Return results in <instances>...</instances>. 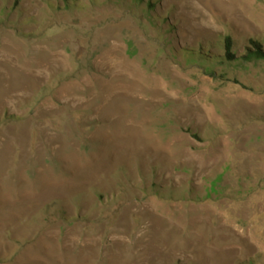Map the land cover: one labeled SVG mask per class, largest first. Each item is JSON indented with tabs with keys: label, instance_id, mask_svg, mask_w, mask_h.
I'll return each mask as SVG.
<instances>
[{
	"label": "rangeland",
	"instance_id": "374dc122",
	"mask_svg": "<svg viewBox=\"0 0 264 264\" xmlns=\"http://www.w3.org/2000/svg\"><path fill=\"white\" fill-rule=\"evenodd\" d=\"M0 264H264V0H0Z\"/></svg>",
	"mask_w": 264,
	"mask_h": 264
},
{
	"label": "trees",
	"instance_id": "16d2710c",
	"mask_svg": "<svg viewBox=\"0 0 264 264\" xmlns=\"http://www.w3.org/2000/svg\"><path fill=\"white\" fill-rule=\"evenodd\" d=\"M224 52H225V58L230 60L232 58L231 55V40L229 37H226L224 39V44H223ZM255 50L253 51H248V56L250 57H260L262 54L260 52V49L254 45Z\"/></svg>",
	"mask_w": 264,
	"mask_h": 264
}]
</instances>
